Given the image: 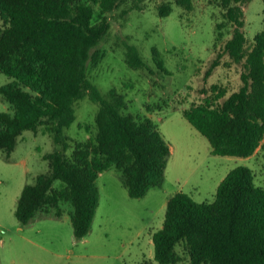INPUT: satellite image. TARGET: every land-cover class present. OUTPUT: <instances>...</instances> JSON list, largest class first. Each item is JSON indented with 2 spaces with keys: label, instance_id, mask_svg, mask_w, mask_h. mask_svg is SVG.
Wrapping results in <instances>:
<instances>
[{
  "label": "trees",
  "instance_id": "trees-1",
  "mask_svg": "<svg viewBox=\"0 0 264 264\" xmlns=\"http://www.w3.org/2000/svg\"><path fill=\"white\" fill-rule=\"evenodd\" d=\"M251 0H209L222 13L214 48L219 52L204 73L210 77L221 65L238 66L240 86L228 92L212 85L182 110L184 119L208 141L211 154L248 158L264 140V28L252 40L244 33V8ZM0 0V74L11 81L0 87L8 111L0 112V152L8 160L24 131L41 129L56 146L43 155L48 170L23 187L14 216L23 226L41 212L54 219L71 207L69 220L76 240L91 229L98 207V176L111 168L132 199L162 185L170 149L149 118L125 113L124 97L110 90L105 97L87 77L88 65L101 55L94 50L108 34L113 13L120 17L142 11L141 0ZM263 16H264V0ZM185 11L191 0H174ZM172 6L157 8L167 17ZM230 27L223 45L219 33ZM222 44V43H221ZM125 64L149 70L138 50L126 42ZM161 72L159 52L151 50ZM223 57L228 61L222 64ZM88 97L98 105L94 134L76 142L67 155L64 130L75 121L74 105ZM56 182L58 183L56 185ZM153 262L178 264L181 247L189 264H264V188L254 184L246 167L231 170L219 183L212 202H194L176 193L166 203L162 227L151 235Z\"/></svg>",
  "mask_w": 264,
  "mask_h": 264
},
{
  "label": "rangeland",
  "instance_id": "rangeland-1",
  "mask_svg": "<svg viewBox=\"0 0 264 264\" xmlns=\"http://www.w3.org/2000/svg\"><path fill=\"white\" fill-rule=\"evenodd\" d=\"M127 4L130 0H127ZM142 11L120 17L121 6L111 17L108 34L98 43L101 59L88 65L87 77L101 96L112 89L124 97L125 113L149 118L170 149L161 187L151 188L144 197L132 199L114 168L96 180L99 202L90 232L82 239L73 236L69 220L71 207L62 204L63 215L41 212L32 222L21 225L14 216L23 187L33 184L48 170L43 155L56 147L41 129L37 134L24 131L8 160L0 152V264H145L153 262L151 235L162 227L167 200L176 193L194 202H212L219 183L233 169L246 167L254 184L264 188V143L248 158L214 156L211 148L183 118L181 112L201 98L200 91L212 85L228 92L239 86L238 66L221 65L204 79V73L219 52L214 48L216 26L224 22L221 10L209 0H191V10L178 7L174 0H141ZM169 3L172 12L159 17L157 8ZM262 0H251L244 8V33L248 40L264 28ZM223 45L230 27L219 31ZM133 45L149 70L130 69L124 61L123 43ZM222 43V44H221ZM163 61L164 72L155 66L151 50ZM223 57L222 64L227 62ZM11 80L0 74V87ZM0 96V112L8 111ZM75 121L64 130L67 155L76 142L95 132L98 105L88 97L74 105ZM59 183V182H58ZM56 182V185L58 184ZM181 261L189 264L181 247Z\"/></svg>",
  "mask_w": 264,
  "mask_h": 264
},
{
  "label": "crops",
  "instance_id": "crops-1",
  "mask_svg": "<svg viewBox=\"0 0 264 264\" xmlns=\"http://www.w3.org/2000/svg\"><path fill=\"white\" fill-rule=\"evenodd\" d=\"M263 143H264V140L262 141V144H263ZM262 144H261V145H262ZM260 148H261V146L256 150V152L254 153V155L258 153V150H259Z\"/></svg>",
  "mask_w": 264,
  "mask_h": 264
}]
</instances>
